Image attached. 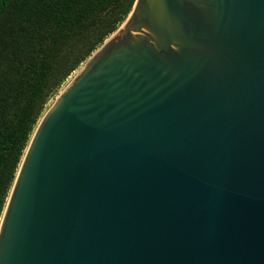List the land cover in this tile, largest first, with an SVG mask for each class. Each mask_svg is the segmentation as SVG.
Listing matches in <instances>:
<instances>
[{
  "label": "water",
  "instance_id": "obj_1",
  "mask_svg": "<svg viewBox=\"0 0 264 264\" xmlns=\"http://www.w3.org/2000/svg\"><path fill=\"white\" fill-rule=\"evenodd\" d=\"M0 264H264V0H135L39 120Z\"/></svg>",
  "mask_w": 264,
  "mask_h": 264
},
{
  "label": "trees",
  "instance_id": "obj_2",
  "mask_svg": "<svg viewBox=\"0 0 264 264\" xmlns=\"http://www.w3.org/2000/svg\"><path fill=\"white\" fill-rule=\"evenodd\" d=\"M135 0H0V219L31 136L64 81Z\"/></svg>",
  "mask_w": 264,
  "mask_h": 264
},
{
  "label": "rangeland",
  "instance_id": "obj_3",
  "mask_svg": "<svg viewBox=\"0 0 264 264\" xmlns=\"http://www.w3.org/2000/svg\"><path fill=\"white\" fill-rule=\"evenodd\" d=\"M121 26V25H120ZM85 63V62H84ZM83 63V64H84ZM83 64L77 69L75 70L65 81L64 83L61 85V87L54 92V94L51 96V98L49 99L48 103L46 104L45 107V112L49 109V107L54 103L55 99L57 98L58 94L65 88V86L71 81V79L75 76V74L78 72V70L83 66ZM44 112V113H45Z\"/></svg>",
  "mask_w": 264,
  "mask_h": 264
}]
</instances>
